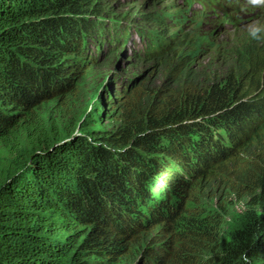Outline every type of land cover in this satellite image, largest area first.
I'll return each instance as SVG.
<instances>
[{
	"label": "trees",
	"instance_id": "1",
	"mask_svg": "<svg viewBox=\"0 0 264 264\" xmlns=\"http://www.w3.org/2000/svg\"><path fill=\"white\" fill-rule=\"evenodd\" d=\"M104 4L0 0V264H264V31L200 84L188 35L150 37L145 60L183 79L135 87L105 129L100 96L76 110L88 42L128 37Z\"/></svg>",
	"mask_w": 264,
	"mask_h": 264
},
{
	"label": "rangeland",
	"instance_id": "2",
	"mask_svg": "<svg viewBox=\"0 0 264 264\" xmlns=\"http://www.w3.org/2000/svg\"><path fill=\"white\" fill-rule=\"evenodd\" d=\"M103 5L106 8L104 13L98 14V19L111 29L118 27L128 28V37L123 39L110 37L105 42L104 39L98 42H88L87 51H90L94 57V63L89 65L91 68L85 74L82 81L81 93L79 94L80 102L77 111L83 113L90 111V103L95 101L96 96H100L104 106L103 111L109 114L108 118H102L103 128H110L113 123L116 107L119 104L118 99L128 96L135 87L144 84L149 89L156 90L164 86H176L179 74L170 78L171 66H162L158 61L145 60L144 54L149 49L151 41L150 37H159L168 40L169 34L178 32L179 30L184 37H190L192 47L190 49L196 52L195 63L191 68V74L194 75L196 84H200L205 80L202 74L203 68H212L213 73L221 74L230 69L237 54L233 51L238 47L240 41L247 42L253 39L254 34L258 31H264V18L255 20L253 23L247 24L243 28L227 33L224 28L216 27L212 22L205 32H201L199 26L187 23V16L197 19L189 7L182 3H174L177 0H168L164 4L155 6L150 0H104ZM162 1V0H153ZM199 5L210 4L231 6L235 0H197ZM183 6L185 12L181 8ZM157 9L162 13L163 24L157 22ZM168 13V14H167ZM188 14V15H187ZM151 15L148 19L144 16ZM186 16V17H185ZM212 20V19H208ZM241 30V33L237 34ZM110 32H112L109 29ZM124 44V48H122ZM187 46V45H186ZM194 46H197L195 48ZM247 47V44L244 48ZM243 48V49H244ZM170 64V63H168ZM210 76L208 79L213 83L222 82L224 77L213 80ZM122 102V100L120 101ZM78 134V133H77ZM166 178L158 177V181L154 183V191L161 193L160 184ZM207 190L198 195L196 204H205L211 206L216 202L214 182L208 183ZM213 189V193L210 192ZM208 193V194H207ZM235 202V201H233ZM245 203L239 202L235 205L234 211H242Z\"/></svg>",
	"mask_w": 264,
	"mask_h": 264
},
{
	"label": "clouds",
	"instance_id": "3",
	"mask_svg": "<svg viewBox=\"0 0 264 264\" xmlns=\"http://www.w3.org/2000/svg\"><path fill=\"white\" fill-rule=\"evenodd\" d=\"M177 1L179 3L184 4L186 7H189L191 9L190 5L186 4L184 0H177ZM193 1H196L198 6L201 7L202 9H204V11H206V12L212 11V15L210 17H208L205 15L199 16L194 11H192V9H191L192 13L197 17V20H200L201 23H206L208 21L207 27L211 26L210 24L213 22L215 24L214 26L224 28V30L226 31L224 33H227L230 31H235L239 28L245 27L247 24L253 23V21H255V20L258 21V20L264 18V16H263L260 19H252L248 22L243 23L238 28H230L225 24V22L223 20L231 17L232 12L237 8H251V7H253L254 5L249 4V2L251 0H247V2H246L249 5L248 7L245 6V0H235L233 5H231V6H222V5L221 6L220 5L211 6L210 4L199 5L197 0H193ZM236 2H238V4L235 7H233ZM254 2H255V0H254ZM191 3H192V1H191ZM208 19H212V20H208Z\"/></svg>",
	"mask_w": 264,
	"mask_h": 264
},
{
	"label": "bare ground",
	"instance_id": "4",
	"mask_svg": "<svg viewBox=\"0 0 264 264\" xmlns=\"http://www.w3.org/2000/svg\"><path fill=\"white\" fill-rule=\"evenodd\" d=\"M191 1H192V3H191ZM185 2H186V4L190 5L192 11H194L199 16L205 15V16L210 17L212 15V11H210V12L204 11V9H202L201 7L198 6L196 1L185 0ZM207 23H208V21L206 23L200 24L199 28H200L201 32H205L207 30Z\"/></svg>",
	"mask_w": 264,
	"mask_h": 264
}]
</instances>
